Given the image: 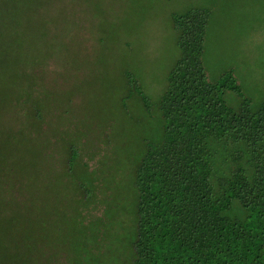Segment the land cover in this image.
<instances>
[{"label":"rangeland","instance_id":"1","mask_svg":"<svg viewBox=\"0 0 264 264\" xmlns=\"http://www.w3.org/2000/svg\"><path fill=\"white\" fill-rule=\"evenodd\" d=\"M190 9L209 11V80L233 70L256 107L264 99V0H0V264L23 259L9 238L22 235L12 222L16 211L41 204L56 212L55 222L43 250L30 253L33 264L47 260L44 254L47 264H120L126 245L115 242L118 228L94 239L97 228L80 217L89 223L102 216L113 204L109 193L88 199L79 213L77 191L62 185L63 150L73 144L88 171L101 164L97 174L109 181L115 160L125 184L144 140L161 138L153 104L179 56L171 16ZM129 77L148 98L149 113ZM82 163L76 178L85 173ZM26 181L31 189L20 195L16 188Z\"/></svg>","mask_w":264,"mask_h":264},{"label":"trees","instance_id":"2","mask_svg":"<svg viewBox=\"0 0 264 264\" xmlns=\"http://www.w3.org/2000/svg\"><path fill=\"white\" fill-rule=\"evenodd\" d=\"M208 20L206 9L171 16L179 56L153 104L161 138L144 140L129 164L125 184L119 186L121 176L115 170L120 163L115 160L108 165L109 181L97 174L101 164L88 171L73 144L63 150L62 185L77 191L79 213L88 199L95 202L98 195L109 193L113 204L102 216L89 223L80 217L81 223L97 228L94 239L104 241L109 228H118L115 242L126 245L116 260L120 264H264V99L253 107L233 70L209 80L203 64ZM129 79L149 113L148 98ZM80 163L85 173L76 178ZM16 189L28 195L31 186L26 181ZM35 207L15 213L12 222L22 235L9 238L15 239L23 259L9 264H33L30 253L43 250L56 212L43 204ZM45 255L46 262L40 259L39 264L48 263Z\"/></svg>","mask_w":264,"mask_h":264}]
</instances>
